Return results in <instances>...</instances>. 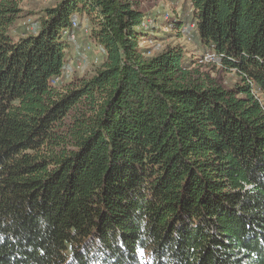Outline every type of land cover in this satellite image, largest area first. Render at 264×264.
<instances>
[{
  "label": "trees",
  "instance_id": "trees-1",
  "mask_svg": "<svg viewBox=\"0 0 264 264\" xmlns=\"http://www.w3.org/2000/svg\"><path fill=\"white\" fill-rule=\"evenodd\" d=\"M183 3L233 86L181 43L149 56L136 0H59L17 36L0 0V264H264V0ZM79 16L104 59L63 81Z\"/></svg>",
  "mask_w": 264,
  "mask_h": 264
},
{
  "label": "rangeland",
  "instance_id": "rangeland-1",
  "mask_svg": "<svg viewBox=\"0 0 264 264\" xmlns=\"http://www.w3.org/2000/svg\"><path fill=\"white\" fill-rule=\"evenodd\" d=\"M136 1L147 12L148 24L160 27L158 31H161L142 39V45L148 48L149 56L156 55L168 46L176 43H181L185 46L188 56L201 58L206 54L193 36L195 27L190 21L191 12L184 6V0ZM58 2L59 0H20V7L23 10L13 26L14 35L17 36L36 31L39 28L38 20L42 12L46 8L56 5ZM179 17H183L186 21L184 29L187 30V33L183 36H179V31L175 27L170 24L167 25L168 21L172 22ZM77 21L80 23L76 31L77 39L71 40L72 44L67 53L65 71L61 77L63 81L69 80L74 76L93 74L104 59V53L97 49L95 43L89 37V20L87 17L79 16ZM81 53L85 55L83 61L80 56L82 55ZM191 71L197 78L204 79L209 77L217 80L225 87L233 86L239 79L236 71L227 70L219 63L200 62L194 65Z\"/></svg>",
  "mask_w": 264,
  "mask_h": 264
},
{
  "label": "built area",
  "instance_id": "built-area-1",
  "mask_svg": "<svg viewBox=\"0 0 264 264\" xmlns=\"http://www.w3.org/2000/svg\"><path fill=\"white\" fill-rule=\"evenodd\" d=\"M79 23H78V21L77 20H73V22H72V27L71 28H68V29H65V30H63V36L66 38V39H68L69 41H74V40H76L77 39V27L79 26L78 25ZM87 30V29H86ZM89 48H91L90 46H89ZM82 55H80L81 56V59H82V61L84 60V58H85V55L83 54V53H81ZM204 60L205 61H207V62H211V63H215L216 61H217V55H216V53L215 52H213V51H208V52H206V54L204 55ZM80 64H82V63H80ZM57 80H58V78H57Z\"/></svg>",
  "mask_w": 264,
  "mask_h": 264
}]
</instances>
